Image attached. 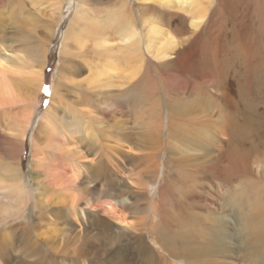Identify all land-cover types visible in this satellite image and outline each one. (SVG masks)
Segmentation results:
<instances>
[{
	"label": "rangeland",
	"instance_id": "rangeland-1",
	"mask_svg": "<svg viewBox=\"0 0 264 264\" xmlns=\"http://www.w3.org/2000/svg\"><path fill=\"white\" fill-rule=\"evenodd\" d=\"M81 2L0 0V58L14 76L16 98L0 106V219L10 210L16 213L0 222V242L32 245L59 264H165L178 260L170 253L173 249L163 245L174 231L189 227L199 236L206 224L219 220L227 237L226 251L218 256L227 261L243 258L242 214L264 213V189H258L257 198L250 194V175L236 163L228 168L223 157L229 152L228 136L203 126L214 127L222 120L206 99L217 84V79L205 76L206 63L201 60L206 0ZM241 2L236 17L247 23L250 35L264 38L259 28L263 1ZM230 18L226 15L225 28L238 35ZM35 45L44 48L41 67L39 59L35 62L29 55ZM194 53V66L200 71L181 74ZM61 64L65 81L60 79ZM39 69L41 84L34 88ZM258 73L255 94L262 104L264 65ZM58 80L69 88L60 87L59 93L67 97L61 108L54 104L51 109L48 123L54 124L55 135L47 143L37 132ZM79 98L84 102L77 103ZM259 104L262 116L264 105ZM26 110L29 123L21 139L13 124ZM62 138L65 145L59 142ZM34 140L40 142L41 157L51 173L52 165L73 169L79 173L77 191L96 190L88 205L80 200L74 215L70 216L69 194L49 186L41 166L35 169ZM14 167L18 182L12 180ZM106 184L113 189L110 193L122 189V198H106ZM9 190L18 196L17 202L7 199ZM122 201L127 206L122 210L124 225L113 219L114 214L99 210L107 202ZM117 211L119 207L118 216ZM124 230L126 235L120 236ZM101 231L113 240L99 237ZM4 232L9 233L3 237ZM70 235L78 239L65 243Z\"/></svg>",
	"mask_w": 264,
	"mask_h": 264
},
{
	"label": "bare ground",
	"instance_id": "bare-ground-1",
	"mask_svg": "<svg viewBox=\"0 0 264 264\" xmlns=\"http://www.w3.org/2000/svg\"><path fill=\"white\" fill-rule=\"evenodd\" d=\"M81 1L82 0H79V2ZM213 1H215L216 3L214 7L211 6ZM262 1L263 2L260 3L264 4V0ZM241 3V0H206V6L203 9L202 18L204 19V21L202 22L203 26L205 27L203 28V31L201 30V33L202 35H205V38L202 44L204 46H202L201 50V60L205 61L203 65L206 63V66L204 67L206 68L205 76L209 78L214 77L215 79H217V84L215 86H212L210 88L211 90L207 91L206 99L212 104V107L214 106L215 108H217L218 113L220 112L219 114L222 115V120L218 121L216 126L210 127L208 124H204L203 126L208 128L207 130H213L214 132H216V134L226 135V137L228 136L226 146L227 151L229 152H226L225 156H223L226 160H228L226 162L229 163L227 167L229 168L231 164L236 163V167L238 168V170H241L242 168L243 173L246 176L250 175V179L254 181L253 187L250 189V194L255 195L257 198L259 196L258 189H264V167H261V164L264 165V135L262 136L263 131L261 125V123L264 122V114L261 116L257 111V104L259 103L257 101L258 99L255 94V89L258 85V81L260 80L258 70H261L262 66L264 65V38L260 37L259 40L258 38L256 39L252 34L250 35V28L248 29V26H246L247 23H242L239 20V17H236L237 15H240V13L238 12L239 8L241 7ZM226 15L231 17L230 25L237 26L238 35H236L233 31L226 30L224 25ZM260 16L262 20L259 24V28L264 33V5L260 9ZM76 21L77 18L73 19L71 23H74ZM195 26L196 29H198L199 23H197ZM70 29L71 24L69 25L65 33L64 39L66 40L69 37ZM2 32L3 31L0 29L1 40L4 39V37L2 36ZM201 43L202 42H199L200 45ZM29 55H32L35 62V58L39 59V67L42 66L44 55L43 47H37L35 45ZM195 58L196 57L194 53L191 56V65L181 74L188 73L190 75H193L195 72H197V70L200 71L197 66H194L195 63H197V60L196 62L194 61ZM3 62L4 60L0 58V106L10 103V101L16 99L12 90V77L14 76L11 75L12 73H10V71L3 66ZM59 69L61 75L60 79L63 80L66 77V72H63L62 64L60 65ZM181 70H179V72H181ZM170 71H177V69H171ZM201 72L203 73L202 70ZM41 79V69H39L35 73L34 88H36L37 86L38 88L40 87ZM27 81L29 82V79H27ZM61 86H64L65 89L68 87L60 80H58V82L55 84V88H53L52 100L49 107L45 111V114L41 121V125L38 128L37 132V134L43 136L42 139L44 138L45 142L47 143H49L54 138L53 135H55L54 124L51 122L48 123V117L51 114V109L53 108L54 104L61 108V106L63 105V101L67 97L66 93H59ZM62 91H64V89ZM32 92H35V89ZM65 92L67 91L65 90ZM18 99L19 101H21L23 98ZM78 100L80 101H78L77 103L84 102L83 98H79ZM33 102H35L34 99L30 101L29 107H31ZM261 103L264 105V100ZM57 106L55 107L56 111L58 109ZM66 107L63 108L65 109ZM18 118L19 120H21V122H23L22 125L21 123H19L20 121H18ZM18 118H16L13 126L14 131L18 135L21 134L20 137L22 139L25 128H27V125L29 123V111L26 110L25 112H22L21 116H19ZM185 140L189 142L188 139ZM211 140L213 139H208L209 142H211ZM41 141L42 140L40 138V142ZM38 142L39 141L34 140L35 145L33 149V158L36 165L35 169H38L39 166H41V168L43 169V176L45 177L44 181L47 182L49 186H58L59 190L69 194L71 200V204L69 207L71 210L70 216H72L75 214L80 200H83L85 202V205H88L90 202L89 196L93 197V193H95L96 190H91L86 187L77 191L75 183L79 176V173L77 171H74L73 169H65L63 167L59 168L58 166L52 165L51 167L54 172L51 173V170H48L49 166L44 164V158L41 157V152L38 148L40 142ZM59 142L62 145H65V141L63 140V138L60 139ZM75 142H73V144H76ZM190 144L196 143L195 141L191 140ZM66 154L71 156L69 152ZM181 164L182 163H179V166H181ZM255 166L257 168L256 171ZM12 172V180L14 182H18V170L14 167L12 169ZM112 190L113 189L110 188V184H106L103 192L106 198H110L113 196H115L117 200L122 198V189H115V192L110 193ZM11 192L12 190H9V192L7 193V199H9L10 201L11 199H15V201L17 202L18 196L12 195ZM79 192H81L82 197ZM99 207V210L104 213L114 214L113 219L116 222L124 225L126 219H124L125 216H123L124 214H122V210L127 207L125 201L119 202L117 204L107 202L104 206ZM118 207L120 208V212L117 211V216L115 211ZM73 210L74 213L72 212ZM15 214L16 213L12 214L10 210L5 214L4 219L8 217L11 218V216H13L12 218H14ZM243 214L242 216H244L245 220V226L243 230H245L244 233L246 240L242 251L244 255L243 258L235 261H227L222 258L223 253H225L226 251L225 240L227 236H223L225 226L223 223H221V221L218 220L214 225L206 224L204 222V224H206L207 226L204 227L205 229L200 232L199 236H197L198 233H196L192 228L189 227H187L186 229H178L174 231L167 239L163 241L165 242V244L163 245H166L169 248L173 249L172 251H170V253L173 258L178 260H173L172 263L166 261L165 264H264V213L260 214L258 212H254V215L252 217L248 213ZM4 219H0V222ZM212 221L214 222L215 220ZM259 221L262 223L261 225L257 223ZM72 223H74L75 226L76 222ZM251 223L254 224V228L252 229L249 227V224ZM73 231H75L74 228ZM102 232L103 231L98 233L99 237H104L101 236ZM8 233L9 232H4L3 237ZM72 235L69 236L65 243L72 242V240L74 239V237L71 238ZM125 235V230L123 232H120V236ZM105 236L106 237H104V239L106 240L107 238V241L113 240L112 238H114L113 235L106 233ZM75 239H78V237L76 236ZM88 245L92 246L91 243H89ZM0 251V264H59L58 260L45 259L44 256L45 254H47V251L43 253V255L40 249L32 245H15L4 240L0 242ZM86 252L89 253L90 250L86 249ZM218 255L222 257H219ZM15 259L17 260L15 261Z\"/></svg>",
	"mask_w": 264,
	"mask_h": 264
}]
</instances>
